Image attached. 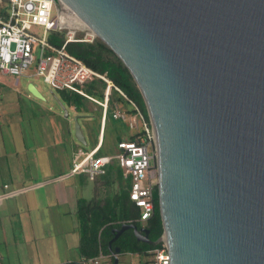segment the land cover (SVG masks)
<instances>
[{"label": "water", "instance_id": "1", "mask_svg": "<svg viewBox=\"0 0 264 264\" xmlns=\"http://www.w3.org/2000/svg\"><path fill=\"white\" fill-rule=\"evenodd\" d=\"M53 2L128 68L156 136L163 236L113 230L114 264L129 229L170 264H264V0Z\"/></svg>", "mask_w": 264, "mask_h": 264}, {"label": "crops", "instance_id": "2", "mask_svg": "<svg viewBox=\"0 0 264 264\" xmlns=\"http://www.w3.org/2000/svg\"><path fill=\"white\" fill-rule=\"evenodd\" d=\"M16 84L19 81L16 80ZM40 99L44 100V97ZM56 99L64 107L65 118L46 110L44 118L33 119L31 133L36 137L30 143L20 141L18 145L17 141L12 140L9 142L11 145L8 152L0 150V195L10 194L0 201L1 264H92V259L86 260L81 250L80 202L96 200L104 204L110 198L122 194L121 186H130L124 172L122 176L115 171L108 172L111 164L106 173L94 181L86 174H71L75 154L84 149L76 138V132L74 137L69 126V112L60 98ZM120 107L116 104L115 109L132 114L130 103L127 110ZM71 108L75 110L74 107ZM102 115L103 112L98 135L91 136V150L98 148L101 155L113 156L119 141L111 133V123L105 121L103 124ZM78 116H81L79 124L80 120L87 123L88 115L77 113L76 117ZM123 122L126 127L120 135L123 140H128L133 135L130 134L128 123ZM80 127L82 129L81 124ZM106 138L113 155L103 152ZM86 145H89L87 139ZM2 155L5 156V162L1 160ZM142 226L140 229H145V223ZM112 233L115 234L113 231ZM116 241H113V250L118 247L115 245ZM120 250L119 262L120 256L129 255L139 260V264H151L152 251L140 254ZM109 252L105 254L101 251L98 255L105 256L102 264H111L112 261L114 264V255L110 249ZM141 257H146L147 261L142 262Z\"/></svg>", "mask_w": 264, "mask_h": 264}, {"label": "built area", "instance_id": "3", "mask_svg": "<svg viewBox=\"0 0 264 264\" xmlns=\"http://www.w3.org/2000/svg\"><path fill=\"white\" fill-rule=\"evenodd\" d=\"M55 6L53 0H9L4 6V12L0 14V85L3 84L5 76H24L30 66L35 65L36 75L42 77L44 83L53 91H72L100 105L103 109V124L106 121L112 89L128 100L133 107V114L117 109L114 118L127 122L130 130L136 131L137 137L119 141L113 156H97L98 148L90 152L78 150L71 174H86L94 181L98 176L104 175L108 166L115 161L123 169L124 176L130 183L131 201L140 209L138 221L145 223L154 213V191L159 184L156 136L150 119L147 121L139 107L106 75L98 73L66 51L69 43H92L97 36L83 23L82 25L75 20H66L64 11L54 13ZM71 25L78 26L77 29L85 34L79 36L76 28L68 29ZM39 27L42 28V34L34 30ZM66 29L68 32L64 37L65 42L60 48L49 43L51 33ZM95 79L107 84L102 100L88 96L81 87ZM1 102L0 96V104ZM9 195H0V201ZM164 240L162 237L159 246L152 250L151 264H170L168 244ZM104 259L105 256L101 254L92 259L91 263L102 264Z\"/></svg>", "mask_w": 264, "mask_h": 264}, {"label": "trees", "instance_id": "4", "mask_svg": "<svg viewBox=\"0 0 264 264\" xmlns=\"http://www.w3.org/2000/svg\"><path fill=\"white\" fill-rule=\"evenodd\" d=\"M9 0H1L0 4L7 5ZM5 7L0 8L2 14ZM66 32L61 30L51 33L49 36V43L54 47L60 48L65 42ZM66 51L82 60L88 67L94 69L100 74L106 75L117 88L119 87L130 100H132L142 111L147 121L149 120L147 107L144 98L132 76L130 71L118 56L98 37L92 43L86 42H72L66 46ZM107 84L99 79L84 83L81 87L88 96H93L102 100L104 98V91ZM58 97L69 107H74L76 112L80 115H88L95 110L97 106L103 109L97 103L89 100L87 97L68 90L59 91ZM109 107L107 110L106 122L111 124V133L116 137L117 141L124 138L120 135L125 129L126 125L123 121L114 118L115 106L120 105L122 110L129 108V101L123 98L116 90L112 89L109 95ZM95 105V106H94ZM133 113V112H130ZM111 134V135H112ZM137 136L133 135L130 139H135ZM100 149L96 155L100 154ZM115 163L109 166L108 172L115 171L119 176H122L123 169ZM108 173V174H109ZM121 186L122 194L110 198L106 203L98 202L96 200L80 202V212L82 214V244L81 250L86 256V260L96 258L101 251L108 254V241L116 234H113L114 229L121 228L125 224H135L139 228L143 227L142 223L138 221L140 218V209L130 199V186L124 188ZM155 209L154 213L145 222V229L149 231V239L156 242L163 232V222L161 218L159 205V190L158 186L154 191ZM116 246L120 247L124 252L148 253L158 244H147L138 242L133 229L126 230L121 234L116 241ZM113 264V261L111 262Z\"/></svg>", "mask_w": 264, "mask_h": 264}, {"label": "rangeland", "instance_id": "5", "mask_svg": "<svg viewBox=\"0 0 264 264\" xmlns=\"http://www.w3.org/2000/svg\"><path fill=\"white\" fill-rule=\"evenodd\" d=\"M4 5L0 4V8ZM62 12L64 9L61 5H56L54 13ZM70 18V17H69ZM76 21L81 22L79 18H75ZM84 24V23H83ZM79 36L84 35V32H80L78 26L71 25L68 29H75ZM38 34H42V28H35ZM67 33L68 30L66 29ZM34 66H30L27 70V74L20 77L5 76L3 78V84L1 85L0 96L2 97V102L0 104V150L9 151L10 143L12 140L17 141L18 145L21 142L30 143L35 134L31 133L34 117L44 118L46 110H49L51 114L64 116V110L58 100L56 99L59 95L56 91H53L49 85L44 83L43 78L36 75V69ZM19 79V84H16V80ZM29 84L34 85L38 91L41 93L44 100L37 98L29 90ZM59 98V97H58ZM69 112V122L71 129L75 137V122L74 118L77 113L67 104L63 103ZM95 106V105H94ZM133 112V107L130 108ZM133 114V113H132ZM54 115V116H55ZM87 123L80 120L84 136L86 137L89 145H82L84 151L91 150L90 140L92 135H98L100 124H101V110L96 106L92 113L88 114ZM130 134H137L135 130H130ZM36 137V136H35ZM106 138V144L103 148V152L113 155V152L109 150V141ZM152 152L153 148L149 146ZM77 153V152H76ZM78 154V153H77ZM75 154V158L78 156ZM5 162V156L2 155V159ZM115 162V161H114ZM146 257H141L142 262L147 261ZM119 264H139V260L131 256H120Z\"/></svg>", "mask_w": 264, "mask_h": 264}, {"label": "bare ground", "instance_id": "6", "mask_svg": "<svg viewBox=\"0 0 264 264\" xmlns=\"http://www.w3.org/2000/svg\"><path fill=\"white\" fill-rule=\"evenodd\" d=\"M63 4V3H62ZM63 9H64V17L66 18V20H75L76 21V19L75 18H78L75 14H72L71 13V11L69 10V9H67L68 7L65 5V4H63V7H62ZM70 17V18H69ZM80 20V19H79ZM81 21V20H80ZM82 22V21H81ZM83 25V24H82ZM85 25V24H84ZM86 26V25H85Z\"/></svg>", "mask_w": 264, "mask_h": 264}]
</instances>
